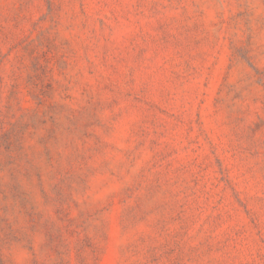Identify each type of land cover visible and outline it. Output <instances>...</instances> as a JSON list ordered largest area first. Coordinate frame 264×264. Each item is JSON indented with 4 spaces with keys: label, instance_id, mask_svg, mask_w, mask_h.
<instances>
[{
    "label": "rangeland",
    "instance_id": "374dc122",
    "mask_svg": "<svg viewBox=\"0 0 264 264\" xmlns=\"http://www.w3.org/2000/svg\"><path fill=\"white\" fill-rule=\"evenodd\" d=\"M0 264H264V0H0Z\"/></svg>",
    "mask_w": 264,
    "mask_h": 264
}]
</instances>
